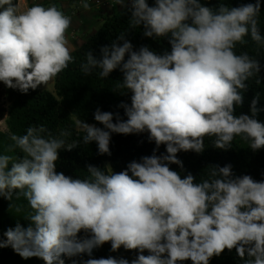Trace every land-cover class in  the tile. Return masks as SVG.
Here are the masks:
<instances>
[{"label": "clouds", "instance_id": "obj_1", "mask_svg": "<svg viewBox=\"0 0 264 264\" xmlns=\"http://www.w3.org/2000/svg\"><path fill=\"white\" fill-rule=\"evenodd\" d=\"M126 3L129 28L143 25L144 36L168 38L171 50H133L126 30L110 47H101L100 59L85 53V76L98 70L105 79L120 67L119 86L131 93V104L119 105L126 120L116 114L114 123L113 113L97 109L94 119L103 128L78 120L84 135L71 143L66 139L70 131L54 135L43 124L10 136L12 143L0 152V196L26 201L23 219L30 223L8 228L0 248L45 264H64L62 256H91L108 242L112 251L138 250L131 264H209L225 249H235L243 264H264V181L234 176L226 165L209 166L206 178L197 182L191 173L182 178L169 166L183 169L177 154L203 152L205 137L214 138L219 149L230 148L236 138L253 151L264 148L259 93L250 114H236L245 82L255 78L260 83L257 56L238 51L249 36L257 53L264 48L260 0L238 7L221 3L216 10L200 0H155L154 6L147 0H116ZM82 7H90L88 0ZM70 25L71 17L55 4L34 3L21 11L13 0H0V82L24 94L46 87L74 62L66 35ZM145 132L157 148L166 146V154L154 150L120 172L88 165L86 178L56 170L60 149L95 142L98 154L111 155L112 133ZM83 264L129 261L92 258Z\"/></svg>", "mask_w": 264, "mask_h": 264}, {"label": "trees", "instance_id": "obj_2", "mask_svg": "<svg viewBox=\"0 0 264 264\" xmlns=\"http://www.w3.org/2000/svg\"><path fill=\"white\" fill-rule=\"evenodd\" d=\"M17 4V0H13ZM149 6H154L155 0H147ZM256 0H200L204 6L218 9L221 3L230 7H238L242 4L255 3ZM260 25L259 31L264 37V0H260ZM44 5V4H42ZM32 6V5H31ZM47 7V5H44ZM30 7V5H29ZM129 6L125 9L107 16L102 20L100 27L84 42L71 51L74 62L68 68L58 74L53 79L54 92L50 93L39 86L28 93H21L17 89L6 87L3 82L0 86V123L3 122L6 131L0 130V152H3L12 143L10 136L13 134L24 135L29 126H39L43 124L54 135H58L60 130H68L71 136L67 137V142L73 140L82 141L83 131L78 127L77 121L83 120L86 123L94 124L103 128V125L95 121L94 113L97 109L102 112L113 113V122H116V114L120 119L126 120L125 110L119 107L122 103L131 104V93H124L126 90L119 86V81L123 79V73L118 67L109 77L103 79L98 75V70H94L90 76H85L81 72V63L86 62L85 53L91 51L93 55L100 59L102 57L101 47L111 46L117 40V36L125 32V39L131 42L133 50H139L141 46H148L158 54L170 51L171 46L168 38H149L143 35V25L139 28H129L131 12ZM247 45L239 47L238 51H248L250 55L257 56L261 70L259 73L260 83L257 84L255 78L245 83L246 90L243 92V105L236 108V114H250L251 102L259 93L257 107L260 109L258 119L264 123V48L257 53V47L246 37ZM122 44L123 41H120ZM127 55L125 61L127 60ZM214 138L205 137L203 152L181 151L177 154L183 163V169L177 164L169 165L174 171L180 173L183 178L191 173L198 182L202 177L206 178L209 166L231 165L234 176L249 175L256 181H264V148L253 151L248 148V144L236 138L232 146L228 149H219L214 146ZM155 150L156 155L166 154V146L159 148L154 141H149L148 133L123 135L112 133L110 141L111 155L98 154L95 142L89 145L81 144L67 151L59 150V160L56 162L57 172H63L66 176L73 178H86L88 176L87 167L93 165L101 169L110 166L114 172H120L127 168L128 163L140 161L143 156H151ZM19 155V153H18ZM12 204V206H11ZM17 208L20 211L17 212ZM27 202L23 199L9 201L0 196V240H5L3 233L8 228H15L17 223L23 227L29 226V221L24 220L28 213ZM81 237L85 233L79 234ZM138 250H125L123 247L117 251H112L111 243L93 249L92 255L82 254L76 257L62 256L64 264H83L88 259H99L113 257L124 258L129 261L136 259ZM148 255L147 250L143 253ZM0 264H45L38 257L22 258L11 247L0 248ZM182 264H192L191 260L183 261ZM209 264H243V261L236 253L225 249L220 256H214Z\"/></svg>", "mask_w": 264, "mask_h": 264}, {"label": "crops", "instance_id": "obj_3", "mask_svg": "<svg viewBox=\"0 0 264 264\" xmlns=\"http://www.w3.org/2000/svg\"><path fill=\"white\" fill-rule=\"evenodd\" d=\"M35 1L47 6L55 4L66 15L71 17V25L66 34L71 51L79 47L87 37L93 34L100 27L105 17L113 15L130 5L126 3L125 6H121L116 4V0L113 5L112 1L114 0H102L110 3V6L102 8L89 7L88 9H77L74 7L72 0H17V4L20 10L23 11L29 5H33L32 2L34 3Z\"/></svg>", "mask_w": 264, "mask_h": 264}, {"label": "built area", "instance_id": "obj_4", "mask_svg": "<svg viewBox=\"0 0 264 264\" xmlns=\"http://www.w3.org/2000/svg\"><path fill=\"white\" fill-rule=\"evenodd\" d=\"M72 3L74 5V7H76L77 9L83 8L82 7V0H72ZM88 3L90 5V7H96V8H102V7L110 6V3L104 2L102 0H88ZM113 4H115V0L112 1V5Z\"/></svg>", "mask_w": 264, "mask_h": 264}, {"label": "rangeland", "instance_id": "obj_5", "mask_svg": "<svg viewBox=\"0 0 264 264\" xmlns=\"http://www.w3.org/2000/svg\"><path fill=\"white\" fill-rule=\"evenodd\" d=\"M19 1H21V0H19ZM27 1H28V0H27ZM34 3H38V2L35 1ZM34 3L32 2V4H34ZM0 86H1V83H0ZM39 87H40L41 89H43V90H46V91L50 92V93H53V92H54V89H53V80L50 81L49 84H48L46 87H44L43 85H41V86H39ZM0 130H1V131H6V128H5V125H4L3 122L0 123Z\"/></svg>", "mask_w": 264, "mask_h": 264}]
</instances>
